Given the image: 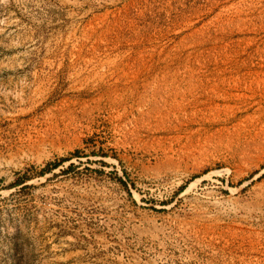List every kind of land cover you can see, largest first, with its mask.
I'll use <instances>...</instances> for the list:
<instances>
[{
    "label": "rangeland",
    "instance_id": "rangeland-1",
    "mask_svg": "<svg viewBox=\"0 0 264 264\" xmlns=\"http://www.w3.org/2000/svg\"><path fill=\"white\" fill-rule=\"evenodd\" d=\"M0 264H264V0H0Z\"/></svg>",
    "mask_w": 264,
    "mask_h": 264
}]
</instances>
